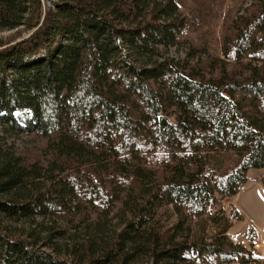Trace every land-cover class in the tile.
<instances>
[{
    "label": "trees",
    "instance_id": "16d2710c",
    "mask_svg": "<svg viewBox=\"0 0 264 264\" xmlns=\"http://www.w3.org/2000/svg\"><path fill=\"white\" fill-rule=\"evenodd\" d=\"M205 10L0 0V33L26 31L0 40V264H258L227 237L242 215L216 208L251 171L264 188V0L230 9L218 55L154 61ZM3 134L44 141L41 159Z\"/></svg>",
    "mask_w": 264,
    "mask_h": 264
},
{
    "label": "rangeland",
    "instance_id": "374dc122",
    "mask_svg": "<svg viewBox=\"0 0 264 264\" xmlns=\"http://www.w3.org/2000/svg\"><path fill=\"white\" fill-rule=\"evenodd\" d=\"M180 3V12L182 16L188 15L191 10L206 9V16L201 22V28L190 33L189 39L181 41L175 47L159 49V56L155 57L154 61L160 58L173 59L175 62L188 60L191 64L197 62H204L209 56H216L220 53V39L223 18L232 8L241 14L245 8L249 7L251 0H176ZM205 3L204 6H202ZM46 6H51L50 2ZM189 16V15H188ZM194 17V16H193ZM190 14V19H191ZM195 29V28H194ZM24 29L13 32L5 31L0 33V40H10L14 37L24 35ZM27 36V35H26ZM208 37L210 49L207 52L196 53L193 58L188 57L194 51L195 46L201 45L202 40ZM8 145L14 146L18 153L22 155L29 163L41 159V154L46 146V143L37 138L20 137L13 134H3ZM212 167L218 173L225 170H231L236 165V158L231 155L218 156L211 160ZM262 173L251 171L248 174V185L243 188L240 194L233 198L226 200L216 208L217 211H223L227 217H230L231 208L236 209L243 217L240 223H233L232 229L229 231L227 237L235 244H242L249 251L253 252L255 245L260 246V250L253 252V258L258 264H264V188L260 181ZM196 233V232H195ZM201 233H199L200 235ZM215 235L212 226H208L203 233V237L207 240ZM253 238L252 243L248 240Z\"/></svg>",
    "mask_w": 264,
    "mask_h": 264
},
{
    "label": "built area",
    "instance_id": "2783aa9c",
    "mask_svg": "<svg viewBox=\"0 0 264 264\" xmlns=\"http://www.w3.org/2000/svg\"><path fill=\"white\" fill-rule=\"evenodd\" d=\"M258 250H260V246H258V245H255L254 247H253V252L255 253V251L257 252ZM252 252V251H251ZM252 252V253H253Z\"/></svg>",
    "mask_w": 264,
    "mask_h": 264
}]
</instances>
